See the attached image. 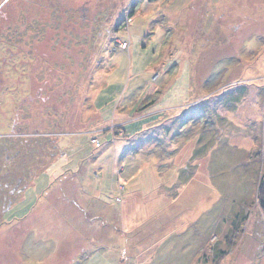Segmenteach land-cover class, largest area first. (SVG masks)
Returning a JSON list of instances; mask_svg holds the SVG:
<instances>
[{
	"label": "rangeland",
	"instance_id": "374dc122",
	"mask_svg": "<svg viewBox=\"0 0 264 264\" xmlns=\"http://www.w3.org/2000/svg\"><path fill=\"white\" fill-rule=\"evenodd\" d=\"M155 120L162 134L142 143L153 155L124 154ZM122 126L134 135L115 139ZM59 147L69 154L36 181ZM91 147L106 148L107 169L87 192L110 205L133 199L126 251L147 246L146 213L165 206L177 245L156 264H192L204 248L212 256L210 234L224 264H264V0H0V264H82L92 247L84 264H100V243L36 213L23 220L24 201L21 216L12 211L25 192L49 196L83 158L95 166ZM111 163L123 170L117 196Z\"/></svg>",
	"mask_w": 264,
	"mask_h": 264
},
{
	"label": "crops",
	"instance_id": "0c3cea01",
	"mask_svg": "<svg viewBox=\"0 0 264 264\" xmlns=\"http://www.w3.org/2000/svg\"><path fill=\"white\" fill-rule=\"evenodd\" d=\"M156 122L157 120L153 121L148 126V130H146L147 129L146 128L145 130L143 129V131H140L139 130L140 126H138L136 130L139 131H137L136 136L133 137L131 136V140L129 142L131 143L139 142L140 146L129 147L128 150L126 149L124 154L126 153L128 154L133 149L138 148L139 151L141 150L142 152H145V155H153V148L155 147L154 143H152L153 144L152 148L146 149L145 147L147 145L146 143L148 140L146 139V135H147L146 133L150 132L153 133L154 135H156V133L162 134V132L160 131L161 129L158 128V125L153 126ZM162 128L164 129L165 133H168L169 127L164 126ZM116 133H120V134L116 135ZM116 133H114L115 139L125 138L127 133H132V130L130 131L129 127L125 128L124 126H122V130ZM131 135H134V133H132ZM160 138H162L161 135ZM154 139H156V137ZM144 140H145V146H143L142 144ZM109 145L110 144H108L106 148ZM144 147L145 149H143ZM106 148L102 149L101 151H96L93 147H91V149H88V151H90V154L94 156L92 158V161L95 162L96 164L95 166L90 165L89 168H86L85 166L87 164L86 161L89 158V156H87L82 159L83 161H79L78 167L76 171L73 172V174L59 173L58 175L59 179H56V186L51 184L49 187L47 186L48 188L45 187L46 188L45 190L47 191L50 189H54L55 191L54 192L51 190L49 196L43 198L41 195H38L36 197V200H31L30 198H28L31 191H29L28 194L26 195L25 192L23 196L20 197V199L17 200V202L14 204L17 205V207L13 208L12 210L14 211V216H21L20 213H22L21 212L22 208H18V204L24 201L26 203V207H25L26 212L24 213V216H22L23 220L25 219L28 220L29 217H33L36 213V217L32 219L36 220L37 223H39L42 219H45L46 217L52 218L51 220L56 219L58 220V228L60 230H63V233L65 232V230H68L69 232H72V234H74L76 237H80L82 241L84 239L85 241H87V243L89 242L90 244L92 242L100 243L102 248L101 250L105 252L104 255H100L102 259L99 262L100 264H110L111 263L110 260L115 259V257H117L116 254L114 253L115 250L121 251V254H119L117 258L118 264H156V260L154 259L156 256L160 255V251L165 253L166 250L165 247H168L169 246L168 244H170V246H172L173 248L177 245V243H174V240H176L175 238L177 236V230L175 227H172L171 224L173 215L165 211V209L163 208L165 206H160V210L165 214V216L160 215L162 213L160 210L155 214L151 213V211H147L144 219H146L147 223L153 222L152 227L149 225L147 229L150 230L149 236L144 241V244L147 246L144 245L142 246L141 243L139 245L137 243H132L131 251L138 248L139 250L138 252L135 253L132 252L129 253L128 251H129L130 239L128 233H126V230H127V224H129L128 217L130 216V211H131L130 202H132L133 199L130 198V195H127L128 197L124 195L125 197L122 199V202L117 203L115 200V201H111V203L113 204L110 205L108 201H103L102 197H99L98 194L92 193V195H90L88 193L89 191L87 190V188L93 189L91 188V186L95 182L94 176H96L97 173L102 176L105 175L107 167L104 166V164L99 161V156L104 153ZM59 149L60 152H64L61 155V157H58L57 161L54 160L46 164L44 168L41 169V171L38 174H36L35 179L38 178L39 175L41 176L44 175L49 170V168L50 169L53 168L59 161L65 158L70 152V150L68 149L65 150L60 147ZM121 149L122 148H118V147L112 148V151L113 152L115 151V155H118L120 154ZM155 156L158 157L156 152H155ZM202 160L203 159H201V161ZM110 165H111L110 172H112L113 174L112 187L114 185L115 195L117 196L118 193L116 190L117 183L122 182L123 176L121 172L123 170L120 171V175L116 176L118 171L117 163H111ZM84 166H85V171L83 170ZM67 171H72V169H68ZM49 180L53 181L54 179L52 178ZM105 182L106 181H101L103 186H105L104 185ZM32 185L37 188V186L34 185L33 183ZM119 190H124V188ZM53 194H58L59 200H56L57 197H54ZM61 194H64V196L66 195L68 196L62 197ZM119 199L120 198L117 197L118 202ZM56 217H58V219ZM163 218H167V220L165 221L163 220ZM14 220L17 221L16 218H14ZM51 220H48V223H50ZM167 224H169V226H167ZM12 226L13 227L18 226V224L12 222ZM100 233L103 234L105 233L104 238L99 237L98 234ZM210 235L211 237L209 239L207 246L209 247V251L212 252V256L207 255L206 248L200 249L197 255L193 258L192 264H224L222 261L224 260V258H226L225 248L222 245L219 248H216L215 242L213 243L210 242L211 238L215 236L214 234H210ZM86 236H90V237L87 238ZM111 236L117 237V240L113 244L109 242L110 239L108 237ZM135 238L137 239V237ZM138 241H140V238ZM64 242L68 243V241L65 240ZM114 246H122V247L115 248ZM124 247L128 251H126ZM91 250H95V249H93L92 247L90 251L84 252L83 255L82 254L80 255L81 262H83L82 264H84L86 260L93 259L94 251ZM201 258L205 260H201ZM171 262L172 261H170V264Z\"/></svg>",
	"mask_w": 264,
	"mask_h": 264
},
{
	"label": "trees",
	"instance_id": "16d2710c",
	"mask_svg": "<svg viewBox=\"0 0 264 264\" xmlns=\"http://www.w3.org/2000/svg\"><path fill=\"white\" fill-rule=\"evenodd\" d=\"M258 203L262 212L264 213V180H262L258 191Z\"/></svg>",
	"mask_w": 264,
	"mask_h": 264
},
{
	"label": "built area",
	"instance_id": "2783aa9c",
	"mask_svg": "<svg viewBox=\"0 0 264 264\" xmlns=\"http://www.w3.org/2000/svg\"><path fill=\"white\" fill-rule=\"evenodd\" d=\"M125 46H126V44H124ZM93 141V143L95 144V142H97L95 139L94 140H92ZM98 143V142H97Z\"/></svg>",
	"mask_w": 264,
	"mask_h": 264
}]
</instances>
